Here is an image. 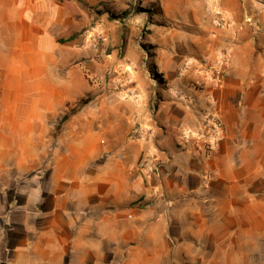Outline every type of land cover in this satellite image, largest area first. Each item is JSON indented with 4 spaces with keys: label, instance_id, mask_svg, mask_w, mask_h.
Wrapping results in <instances>:
<instances>
[{
    "label": "crops",
    "instance_id": "0c3cea01",
    "mask_svg": "<svg viewBox=\"0 0 264 264\" xmlns=\"http://www.w3.org/2000/svg\"><path fill=\"white\" fill-rule=\"evenodd\" d=\"M67 2L0 0V68L12 70L0 78V151L23 153L0 158V264L159 261L145 247L208 213L247 214L237 228L254 231L264 213V31L248 21L250 0L245 13L229 2V27L196 16L143 35L123 63L138 95L89 84L92 99L61 124L44 169L50 120L60 124L82 95L74 51L58 42L80 27V6ZM211 114L221 116L213 153L183 146L179 135ZM138 124L148 132L133 139ZM146 154L157 174L139 168Z\"/></svg>",
    "mask_w": 264,
    "mask_h": 264
},
{
    "label": "rangeland",
    "instance_id": "374dc122",
    "mask_svg": "<svg viewBox=\"0 0 264 264\" xmlns=\"http://www.w3.org/2000/svg\"><path fill=\"white\" fill-rule=\"evenodd\" d=\"M65 2L67 0H64ZM80 6L79 30L75 39L60 42L70 36L58 38L65 46V52L74 51L73 67L79 79L81 97L78 102L65 109L72 113L83 108L92 99L86 88L94 82L110 84L112 90H118L115 81L132 79L130 68L123 69L128 62L127 51L139 52L141 40L147 34L157 35L158 30H183L196 16L204 20L212 17L218 27L232 25L229 14V2L235 11H246L243 5L248 0H71ZM253 1V0H252ZM248 21L255 31H264V0H250ZM126 12L125 17L110 19L112 13ZM146 19V20H145ZM153 26H150V24ZM150 27V28H147ZM151 27L156 28L154 31ZM75 33V32H74ZM73 33V34H74ZM162 36V35H161ZM74 45L72 48L68 45ZM151 44L148 45L151 49ZM67 54V53H65ZM78 55V56H77ZM118 66V63H121ZM116 66H118L116 68ZM150 67V65L148 66ZM12 70L0 68V78L11 74ZM84 102H83V101ZM7 103H0L5 105ZM60 120V119H59ZM53 131L47 141L41 142L43 158L47 160L42 168L49 167L55 151L56 140L61 133V123L50 120ZM20 151H0V158L17 157ZM154 198V197H153ZM152 199V198H151ZM247 214L221 215L202 214L191 216V229H175L174 238L169 244L147 246L145 249L160 252V260L135 261L118 264H264V213L255 215L254 231L238 229L240 218L247 219ZM231 218L232 220H225ZM235 221L233 222V220ZM254 232V234H253ZM146 241V232L143 234ZM142 240V239H141ZM140 240V241H141ZM162 241V240H161Z\"/></svg>",
    "mask_w": 264,
    "mask_h": 264
},
{
    "label": "built area",
    "instance_id": "2783aa9c",
    "mask_svg": "<svg viewBox=\"0 0 264 264\" xmlns=\"http://www.w3.org/2000/svg\"><path fill=\"white\" fill-rule=\"evenodd\" d=\"M228 63V58H225L222 72H226ZM114 83L126 95L134 97L138 95V90L131 85L129 78L117 80ZM261 94L264 96V85L261 89ZM203 126V128L196 131H183L179 135V139L185 147L193 146L198 149L203 146L210 155L215 148V139L221 134V116L219 114H211V117L204 121ZM147 132L148 129L138 124L130 136L133 139H141L147 135ZM138 166L147 176H150L152 173L157 174L159 172L160 163L156 155L146 154L140 158Z\"/></svg>",
    "mask_w": 264,
    "mask_h": 264
},
{
    "label": "trees",
    "instance_id": "16d2710c",
    "mask_svg": "<svg viewBox=\"0 0 264 264\" xmlns=\"http://www.w3.org/2000/svg\"><path fill=\"white\" fill-rule=\"evenodd\" d=\"M125 15H126V12H125V11L122 12V13H120V14L112 13V14L109 16V18L112 19V20H113V19H120V18L125 17ZM78 34H79L78 32H75V33L72 34L69 38H67V39H61L60 42H65V41H68V40L75 39V38L78 36ZM149 71L151 72L152 75H154V74L152 73V69H151V68L149 69ZM154 78L156 79L155 75H154ZM82 101H83V100H82ZM83 102H84V101H83ZM68 117H69L68 113L65 114V115L63 116L62 120H61V124L64 123V122L68 119Z\"/></svg>",
    "mask_w": 264,
    "mask_h": 264
},
{
    "label": "bare ground",
    "instance_id": "6f19581e",
    "mask_svg": "<svg viewBox=\"0 0 264 264\" xmlns=\"http://www.w3.org/2000/svg\"><path fill=\"white\" fill-rule=\"evenodd\" d=\"M233 29V28H232Z\"/></svg>",
    "mask_w": 264,
    "mask_h": 264
}]
</instances>
